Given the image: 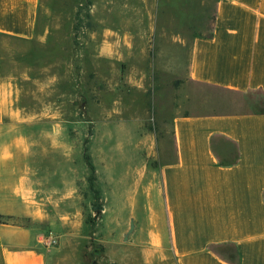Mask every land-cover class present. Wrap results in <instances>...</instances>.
I'll use <instances>...</instances> for the list:
<instances>
[{
  "label": "crops",
  "instance_id": "obj_1",
  "mask_svg": "<svg viewBox=\"0 0 264 264\" xmlns=\"http://www.w3.org/2000/svg\"><path fill=\"white\" fill-rule=\"evenodd\" d=\"M40 4L0 0V264H82L75 226L88 169L74 158L82 154L79 139L69 135L62 119L33 121L32 114L8 108L2 79L3 41L33 39ZM144 8L143 18L149 9ZM205 12L199 24L189 23L184 78L260 100L264 0H212ZM143 20L152 30L153 16ZM46 116L62 118L58 111ZM168 119L172 157L163 160L162 148L138 125L134 165L121 159V181L130 184L119 226L125 229L122 244L132 250L124 248L117 257L112 248L109 261L264 264V112L175 111ZM116 155L106 148L94 164L98 181L105 174L99 168L115 172ZM49 232L58 238L53 247L45 244Z\"/></svg>",
  "mask_w": 264,
  "mask_h": 264
},
{
  "label": "rangeland",
  "instance_id": "obj_2",
  "mask_svg": "<svg viewBox=\"0 0 264 264\" xmlns=\"http://www.w3.org/2000/svg\"><path fill=\"white\" fill-rule=\"evenodd\" d=\"M128 2L129 8L124 0H41L34 38L2 43L8 108L32 114L33 121L62 119L82 148V154L74 155L77 165H86V155L97 164L106 148L118 154L114 176L109 168L98 167L105 174L98 181L95 170L90 189L87 170L79 188L81 214L75 232L80 234L82 264H114L107 257L112 248L117 257L124 248L132 250L122 244L125 229L119 226L125 216L121 199L130 184L121 181V159L134 165L138 125L162 148L165 160L173 156L171 112L264 110V97L242 98L184 78L193 28L189 23L199 24L212 0ZM144 4L151 9L144 18L153 16L152 30L143 20ZM50 111L62 118H46Z\"/></svg>",
  "mask_w": 264,
  "mask_h": 264
},
{
  "label": "trees",
  "instance_id": "obj_3",
  "mask_svg": "<svg viewBox=\"0 0 264 264\" xmlns=\"http://www.w3.org/2000/svg\"><path fill=\"white\" fill-rule=\"evenodd\" d=\"M258 112H264V110H259ZM84 160H85L87 169L89 170V175L87 177V182L89 184L90 189H93V186H94V184L96 182L95 167L91 163V160H90L88 155H86L84 157ZM97 198H98V196H97ZM95 206H97V205H93L94 208L101 209V207H95Z\"/></svg>",
  "mask_w": 264,
  "mask_h": 264
},
{
  "label": "built area",
  "instance_id": "obj_4",
  "mask_svg": "<svg viewBox=\"0 0 264 264\" xmlns=\"http://www.w3.org/2000/svg\"><path fill=\"white\" fill-rule=\"evenodd\" d=\"M46 246L53 247L58 244V238L52 232H49L45 238Z\"/></svg>",
  "mask_w": 264,
  "mask_h": 264
},
{
  "label": "water",
  "instance_id": "obj_5",
  "mask_svg": "<svg viewBox=\"0 0 264 264\" xmlns=\"http://www.w3.org/2000/svg\"><path fill=\"white\" fill-rule=\"evenodd\" d=\"M132 229H133V224L131 223V224H130V229H129L128 233H130V232L132 231ZM125 238H126V237H125Z\"/></svg>",
  "mask_w": 264,
  "mask_h": 264
}]
</instances>
